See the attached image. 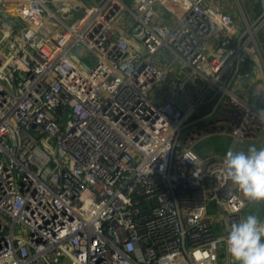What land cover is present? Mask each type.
<instances>
[{"label":"built area","instance_id":"obj_1","mask_svg":"<svg viewBox=\"0 0 264 264\" xmlns=\"http://www.w3.org/2000/svg\"><path fill=\"white\" fill-rule=\"evenodd\" d=\"M235 1L241 26L208 0H0V264H233L252 204L197 148L264 141L236 92L264 81V17Z\"/></svg>","mask_w":264,"mask_h":264},{"label":"clouds","instance_id":"obj_2","mask_svg":"<svg viewBox=\"0 0 264 264\" xmlns=\"http://www.w3.org/2000/svg\"><path fill=\"white\" fill-rule=\"evenodd\" d=\"M222 175L249 204L264 202V147L250 145L247 151L230 147ZM218 243L226 246L233 264H264V219L248 213L233 223Z\"/></svg>","mask_w":264,"mask_h":264},{"label":"crops","instance_id":"obj_3","mask_svg":"<svg viewBox=\"0 0 264 264\" xmlns=\"http://www.w3.org/2000/svg\"><path fill=\"white\" fill-rule=\"evenodd\" d=\"M208 3L212 7L220 8L221 10L232 14L234 16V18L236 19V21L240 25L238 9L236 7V1L235 0H208ZM256 9L257 10L259 9L257 7V3H256L255 10ZM241 28H243V27H241ZM247 71L249 72V75L241 79V81L239 82V86L236 87V92L244 100H246L250 103L255 102L256 105L258 106V108L260 110L264 111V92H263L264 81H263V77H262V72L260 70H257L252 65L247 66ZM219 137H221V136H219ZM221 139H222V141H219V144H223L224 139H228V141H230V146H232V140L230 138L221 137ZM230 146H229V148H230ZM256 146L257 147H264V141H262L261 143H259ZM241 149H242V146L238 145L237 150H241ZM208 156H210V155H208ZM259 212H262L263 217H264V205L252 204L245 213L259 214Z\"/></svg>","mask_w":264,"mask_h":264},{"label":"rangeland","instance_id":"obj_4","mask_svg":"<svg viewBox=\"0 0 264 264\" xmlns=\"http://www.w3.org/2000/svg\"><path fill=\"white\" fill-rule=\"evenodd\" d=\"M240 1L244 2V0H240ZM251 1H256L257 7L259 9L258 10L256 9L257 11L248 10V12L250 11V14H253L254 17H260V15L263 12L262 1L261 0H245L246 2L245 4H247L248 7H250ZM173 59H174L173 55L166 50H162L161 53L156 57V60L162 64H166L167 62L170 64ZM207 111H209V107H203L199 111L198 115H201ZM200 140L201 142L197 148V151L202 156H208V155H213V154H218V155L225 154L230 146V141H228V139H224L223 141L224 145L219 144V141H222L221 137L219 136H211L210 138H204L203 140L202 139Z\"/></svg>","mask_w":264,"mask_h":264},{"label":"water","instance_id":"obj_5","mask_svg":"<svg viewBox=\"0 0 264 264\" xmlns=\"http://www.w3.org/2000/svg\"><path fill=\"white\" fill-rule=\"evenodd\" d=\"M262 4H263V12H262V15L260 17V20L264 17V0H262Z\"/></svg>","mask_w":264,"mask_h":264}]
</instances>
